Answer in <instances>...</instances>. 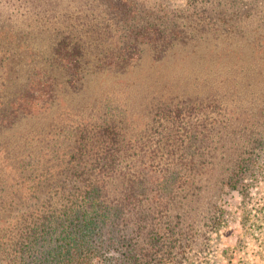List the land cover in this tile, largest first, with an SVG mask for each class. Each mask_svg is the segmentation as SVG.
<instances>
[{
  "label": "trees",
  "instance_id": "obj_1",
  "mask_svg": "<svg viewBox=\"0 0 264 264\" xmlns=\"http://www.w3.org/2000/svg\"><path fill=\"white\" fill-rule=\"evenodd\" d=\"M188 1L68 0L88 36L70 23L19 89L1 86L0 264L182 263L222 222L225 189L264 169V2L235 22L226 0ZM144 62L145 122L121 96L80 119L62 103Z\"/></svg>",
  "mask_w": 264,
  "mask_h": 264
},
{
  "label": "rangeland",
  "instance_id": "obj_2",
  "mask_svg": "<svg viewBox=\"0 0 264 264\" xmlns=\"http://www.w3.org/2000/svg\"><path fill=\"white\" fill-rule=\"evenodd\" d=\"M67 1L30 0L26 3L23 0H0V58L2 55L8 56L11 69L5 77V68L0 63V88L4 84L8 87L5 94L9 95L12 90L22 86L26 76L25 72H21L24 64L31 59L42 61L43 52L52 53L55 42L66 36L70 23L83 29L80 37L88 36L85 34L86 27L82 25V20L74 15L73 9L76 7L68 9L73 11L67 13L68 18L71 19H66L67 16L61 14ZM141 1L154 4L163 11H175L190 4L188 0ZM226 2L230 12L236 13V8L241 9L238 14L233 15L235 22L239 20L251 22L258 14L253 17L251 13L249 18H245V11L252 12L255 2L260 4L264 0H226ZM27 4L32 5L33 14L26 10ZM57 27L62 31L61 36L52 32L53 28ZM84 42L86 45V38ZM4 44L8 47L5 48ZM183 53L178 52L179 55ZM145 62L120 75L108 72L95 77L96 79H92L88 84L86 95L76 94L69 103L64 102L63 99L62 103L69 107L73 115H76L75 111H80V119L83 115L90 114L88 110H95L91 100L100 102L110 98L106 102H119L121 96L122 101L130 108L131 118L133 120L142 118L145 122L154 112L144 89V86H147L146 78L143 76V71L146 69ZM165 65L163 69H173V60ZM193 77H195L194 73L187 72L181 79ZM2 78H5V82H2ZM102 92L104 98L100 96ZM87 105L88 108L84 110L83 107ZM161 130L162 127L159 128L160 132ZM219 203L223 209V220L220 225L209 230L208 236L206 235L208 239L203 245L193 247L185 255L186 259L176 264H264V169L252 179L245 180L238 189H225ZM109 253L114 251L110 250Z\"/></svg>",
  "mask_w": 264,
  "mask_h": 264
}]
</instances>
